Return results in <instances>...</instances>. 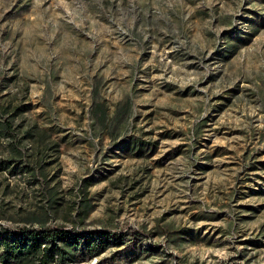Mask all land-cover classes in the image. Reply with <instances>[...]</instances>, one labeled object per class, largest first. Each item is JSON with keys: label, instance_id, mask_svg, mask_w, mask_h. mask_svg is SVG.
<instances>
[{"label": "rangeland", "instance_id": "374dc122", "mask_svg": "<svg viewBox=\"0 0 264 264\" xmlns=\"http://www.w3.org/2000/svg\"><path fill=\"white\" fill-rule=\"evenodd\" d=\"M5 120L0 228L119 239L77 264H264V0H0Z\"/></svg>", "mask_w": 264, "mask_h": 264}, {"label": "trees", "instance_id": "16d2710c", "mask_svg": "<svg viewBox=\"0 0 264 264\" xmlns=\"http://www.w3.org/2000/svg\"><path fill=\"white\" fill-rule=\"evenodd\" d=\"M22 109L11 108L10 117L17 115ZM7 112L6 108L2 112ZM124 110L115 112L114 122L121 118ZM94 121L98 126H104L106 115L101 106L93 109ZM110 124L114 125V123ZM10 120L0 123V129L9 133ZM0 130V131H1ZM152 143V149L155 147ZM13 148L11 156L19 155V146L10 144ZM143 142H129L132 150L135 148L137 154L142 151ZM0 161V169H5L4 163ZM24 168V166H22ZM13 169V168H12ZM12 169L9 172H12ZM17 171H22L19 169ZM109 235L98 232L74 231L61 224L55 226H44L38 220L37 226H21L19 228H0V264H77L86 256L97 255L102 249L108 247V243L118 241Z\"/></svg>", "mask_w": 264, "mask_h": 264}]
</instances>
